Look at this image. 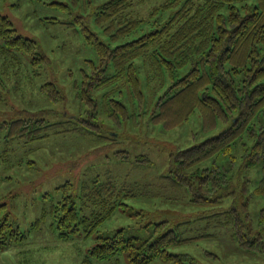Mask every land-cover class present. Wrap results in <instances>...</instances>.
I'll use <instances>...</instances> for the list:
<instances>
[{
	"label": "trees",
	"instance_id": "16d2710c",
	"mask_svg": "<svg viewBox=\"0 0 264 264\" xmlns=\"http://www.w3.org/2000/svg\"><path fill=\"white\" fill-rule=\"evenodd\" d=\"M97 1H50L68 14L66 25L79 24L87 45L98 55L99 63L88 62L89 72L84 70L74 86L82 107L92 105L118 126L130 120L138 125L142 118L173 130L197 112L206 131L219 123L230 122V126L170 155L169 171L159 176L157 183L120 184L113 176H96L82 185L81 194L73 198L65 195L51 206L59 238L67 241L81 231L86 237L96 234L88 260L109 261L126 255L130 264H153L156 260L197 264L189 254L169 251L215 236L200 233L185 237L178 228L192 227L193 220L177 224L168 219L149 221L145 227L153 226L154 236L146 239L128 236L124 229L99 235L98 228L107 218L120 207L123 211L129 208L128 199L175 204L183 197L187 205L210 208L206 218L219 227L227 226V233L243 253L264 256V208L253 224L248 203L241 208L236 202L225 205L227 197L235 199L246 191L249 180L240 181L241 170L258 166L261 178L254 193L264 196V0H169L152 8L146 17L133 10L135 0ZM81 18H88V23ZM0 46L31 57L34 71L49 65V57H41L39 43L17 34L12 21L3 15ZM98 91H102L101 99L96 100L93 93ZM42 92L55 104L66 101L56 83H45ZM22 115L0 126V166L11 160L12 142L44 139L53 126L75 124L68 131L86 127V122L79 125L73 118L48 124L37 112L23 110ZM238 145L244 148L240 164L234 154ZM92 205L101 207L103 213L87 215L84 209ZM3 227L0 222V230Z\"/></svg>",
	"mask_w": 264,
	"mask_h": 264
},
{
	"label": "rangeland",
	"instance_id": "374dc122",
	"mask_svg": "<svg viewBox=\"0 0 264 264\" xmlns=\"http://www.w3.org/2000/svg\"><path fill=\"white\" fill-rule=\"evenodd\" d=\"M50 1L0 0V15L12 21L17 34L36 40L43 51L41 57L50 59L49 65L34 71L30 66L31 57L0 46V126L23 117V110H28L44 116L48 124L73 118L79 125L86 122V127L68 131L75 124L53 126L44 139L10 143L11 160L0 166V222L4 225L0 230V264H130L126 255L109 261L88 260L89 250L96 244V234L86 237L81 231L67 241L61 240L51 206L65 195L73 198L81 194L82 185L96 176L106 179L113 176L120 184L157 183V178L169 171L170 155L222 133L230 122L219 123L215 129L206 131L197 112L173 130L151 125L142 118L138 125L130 120L118 126L106 120L92 105L82 107L75 98L74 86L82 79L84 70L89 72L88 62L99 63L98 55L93 46L87 45L79 24L66 25L68 14L51 6ZM168 1L135 0L133 10L146 17L152 8ZM53 18L59 20L53 21ZM80 21L88 23V18ZM48 82L56 83L64 91V103L47 100L42 88ZM101 94L98 91L93 96L98 100ZM95 114L99 116L95 118ZM243 151L240 145L236 146L234 154L238 164ZM260 170V166L241 170L240 181L249 180L246 191L238 193L235 199L225 200V205L236 202L240 208L248 203L253 224L264 208V196L254 193L261 178ZM126 203L129 208L123 211L120 207L107 218L98 228L99 235L124 229L128 236L146 239L154 236L153 226L149 230L145 227L149 221L168 219L176 220L177 224L193 220L192 227L178 228L185 237L200 233L215 236L171 248V253L189 254L197 264H264V256L245 254L237 248L227 233V226L219 227L206 218L211 214L210 208L187 205V198L183 197L175 204L150 198L128 199ZM84 211L89 216L94 212L103 213L101 207L93 205ZM153 264L176 263L156 260Z\"/></svg>",
	"mask_w": 264,
	"mask_h": 264
}]
</instances>
